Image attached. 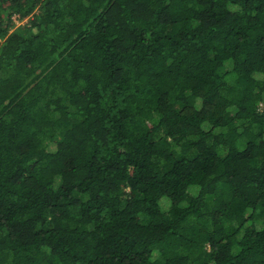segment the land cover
<instances>
[{"label":"trees","instance_id":"trees-1","mask_svg":"<svg viewBox=\"0 0 264 264\" xmlns=\"http://www.w3.org/2000/svg\"><path fill=\"white\" fill-rule=\"evenodd\" d=\"M0 264H264V0H0Z\"/></svg>","mask_w":264,"mask_h":264},{"label":"rangeland","instance_id":"rangeland-1","mask_svg":"<svg viewBox=\"0 0 264 264\" xmlns=\"http://www.w3.org/2000/svg\"><path fill=\"white\" fill-rule=\"evenodd\" d=\"M26 21H27V20L24 19V20L20 21L18 24H23V23H25Z\"/></svg>","mask_w":264,"mask_h":264}]
</instances>
